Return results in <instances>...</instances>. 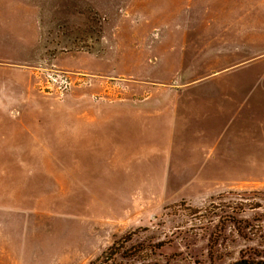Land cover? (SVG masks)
Returning a JSON list of instances; mask_svg holds the SVG:
<instances>
[{"label":"rangeland","instance_id":"obj_1","mask_svg":"<svg viewBox=\"0 0 264 264\" xmlns=\"http://www.w3.org/2000/svg\"><path fill=\"white\" fill-rule=\"evenodd\" d=\"M237 261L264 262V0H0V264Z\"/></svg>","mask_w":264,"mask_h":264},{"label":"water","instance_id":"obj_2","mask_svg":"<svg viewBox=\"0 0 264 264\" xmlns=\"http://www.w3.org/2000/svg\"><path fill=\"white\" fill-rule=\"evenodd\" d=\"M233 264H250V263H248L246 261H237V262H235ZM258 264H264V262H261V263H258Z\"/></svg>","mask_w":264,"mask_h":264},{"label":"crops","instance_id":"obj_3","mask_svg":"<svg viewBox=\"0 0 264 264\" xmlns=\"http://www.w3.org/2000/svg\"><path fill=\"white\" fill-rule=\"evenodd\" d=\"M215 73H216V72H214L213 74H215ZM211 75H212V74H211ZM211 75H210V76H211ZM141 105H142V104H138V103L134 104V106H136V108H137V107H140ZM86 120L88 121V119H86Z\"/></svg>","mask_w":264,"mask_h":264},{"label":"trees","instance_id":"obj_4","mask_svg":"<svg viewBox=\"0 0 264 264\" xmlns=\"http://www.w3.org/2000/svg\"><path fill=\"white\" fill-rule=\"evenodd\" d=\"M261 263V262H260Z\"/></svg>","mask_w":264,"mask_h":264}]
</instances>
